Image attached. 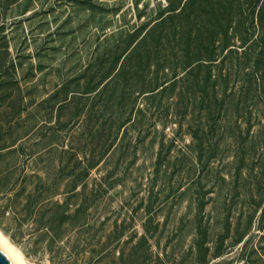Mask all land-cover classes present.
Wrapping results in <instances>:
<instances>
[{
    "label": "rangeland",
    "instance_id": "1",
    "mask_svg": "<svg viewBox=\"0 0 264 264\" xmlns=\"http://www.w3.org/2000/svg\"><path fill=\"white\" fill-rule=\"evenodd\" d=\"M256 1L198 71L214 0H0V229L29 261L264 264Z\"/></svg>",
    "mask_w": 264,
    "mask_h": 264
},
{
    "label": "trees",
    "instance_id": "2",
    "mask_svg": "<svg viewBox=\"0 0 264 264\" xmlns=\"http://www.w3.org/2000/svg\"><path fill=\"white\" fill-rule=\"evenodd\" d=\"M235 1L236 0H214L212 3V10L210 12H207L206 15L209 17L207 19L208 23L206 26L208 28L205 29V27H202V24L200 26V18L195 17V33H197V37L195 40V63L196 64L195 70H201L203 68V61H208L213 64L217 59L219 58L218 52L220 49V46L218 43H221L219 41L220 36H223L224 46L222 47V51L230 46L229 37L228 34L230 32V29L233 26L232 22L235 19H238V13L241 16H244L245 13L250 12L251 14V8L250 6L255 8L254 5L257 2L256 0H244L245 3L248 4V8L243 10L242 5L239 6V9L236 10L235 8ZM240 1V0H238ZM254 1V2H253ZM236 12V14H234ZM259 21L262 25L263 32L258 36V38L253 42L251 45H249L241 54L242 58L249 59V57L252 55V52L254 51L255 56L253 60L248 64L247 68L252 67L253 71H255L256 75L260 78L262 77V73H264V10L259 12ZM205 35H208L205 39L203 38ZM257 44V45H256ZM206 49L208 51L207 55L201 54L200 51H198L200 48ZM198 53V54H197ZM229 55H225L222 59V66L225 65L226 61L232 56L233 53H238V51H233V49H230L228 51ZM243 70V67H242ZM213 77V73H210L208 77H206V82H209V79ZM224 82H228V78L224 77L222 74ZM218 82V78L216 77L215 83ZM95 163L86 165L84 168L91 169Z\"/></svg>",
    "mask_w": 264,
    "mask_h": 264
},
{
    "label": "bare ground",
    "instance_id": "3",
    "mask_svg": "<svg viewBox=\"0 0 264 264\" xmlns=\"http://www.w3.org/2000/svg\"><path fill=\"white\" fill-rule=\"evenodd\" d=\"M0 246L15 264H34L27 259L23 250L0 229Z\"/></svg>",
    "mask_w": 264,
    "mask_h": 264
},
{
    "label": "water",
    "instance_id": "4",
    "mask_svg": "<svg viewBox=\"0 0 264 264\" xmlns=\"http://www.w3.org/2000/svg\"><path fill=\"white\" fill-rule=\"evenodd\" d=\"M0 264H15L14 261L8 256V254L0 246Z\"/></svg>",
    "mask_w": 264,
    "mask_h": 264
}]
</instances>
